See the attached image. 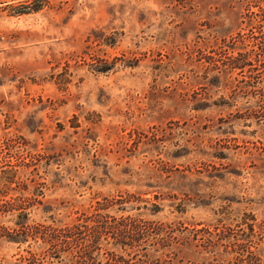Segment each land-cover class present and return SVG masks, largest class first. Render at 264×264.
I'll list each match as a JSON object with an SVG mask.
<instances>
[{
    "label": "rangeland",
    "instance_id": "374dc122",
    "mask_svg": "<svg viewBox=\"0 0 264 264\" xmlns=\"http://www.w3.org/2000/svg\"><path fill=\"white\" fill-rule=\"evenodd\" d=\"M24 2L0 0V176L22 180L0 178V226L5 200L41 189L33 226H94L96 204L122 198L109 226L172 237L103 241L101 264L104 249L130 264H264V0H49L17 15ZM244 48L257 65L225 70ZM44 248L0 237V264Z\"/></svg>",
    "mask_w": 264,
    "mask_h": 264
},
{
    "label": "trees",
    "instance_id": "16d2710c",
    "mask_svg": "<svg viewBox=\"0 0 264 264\" xmlns=\"http://www.w3.org/2000/svg\"><path fill=\"white\" fill-rule=\"evenodd\" d=\"M245 1L246 3L252 4L258 3L262 0ZM35 2H39V4L36 5ZM48 2L49 0H25L24 4H21L23 6L18 10H15V13L19 15L22 13L35 12L40 10L45 5V3ZM256 14L257 13H255L253 16H256ZM263 16L264 11H262V14L260 13V17ZM253 27L256 29V31H264V25ZM257 45L259 52L258 56L253 61L256 63L258 62V65H262L264 68V39ZM221 63H223L225 70H228L229 68L233 70L239 69L240 71H243L244 67L246 66H250V68L253 66L255 67L256 64L249 59V53L245 48L237 50L235 55L227 57L226 60H222ZM14 166L16 167V165ZM0 178L1 182L3 183V188L9 189L12 184H16V180H19L18 171L17 169L2 170V175ZM19 181L22 182V180ZM42 190L43 189L38 191V193L33 194V197L17 195L14 198L5 200L9 201L7 206L13 207L12 209H7L8 215L11 218L10 222L12 223V227L7 228L0 226V237H4L8 241L19 244L25 243L28 240H34V242L41 240V242L45 245L44 252L47 253L39 260L38 258L34 257L37 262L34 261L33 264H74V257L76 255L80 256L83 264H101L102 260L98 258V256L103 250L101 247V242L103 241H105L106 244H109L110 242L112 245L118 247L121 250H123L125 246L131 248V246L134 244V247L139 246L140 244L143 245V248L148 247H144L145 244H148V235L139 229L138 226H126V223L124 222L118 223L121 226H109V222L107 221V213H109V209H116L122 212L124 210L127 211L128 209V206L126 205L127 202L122 200V198H108L107 196L103 197L102 200L96 204L97 207L95 210H97L99 216L94 219V226H87L88 223L86 222L85 224H73L64 228L60 226H55L53 228L49 226H33V222H31L29 219L30 211L28 210L31 209L32 205L34 204H30V201L41 204L44 195ZM0 198H6V196L0 193ZM1 200L2 199H0V201ZM151 205V210L153 212L159 211L158 204L154 202L151 203ZM252 226L253 225H249L250 232L253 230ZM162 228L163 226L157 227L158 231H162ZM144 229L146 228L144 227ZM151 229L153 232H149V238L151 239V242L148 244L149 246L155 245L157 242H166L168 244L171 235H166V233H160L157 235L155 228L153 227ZM108 238H110L111 241H108ZM104 252L109 254L110 257H114L112 258V264L113 262H115V264H130L129 260L123 258L122 254L119 255L116 253L115 250L109 251L108 249H104ZM48 257L51 259L50 261L48 260Z\"/></svg>",
    "mask_w": 264,
    "mask_h": 264
}]
</instances>
